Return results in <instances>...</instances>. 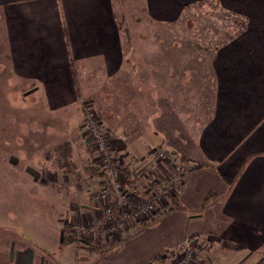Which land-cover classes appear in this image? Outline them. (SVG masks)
I'll use <instances>...</instances> for the list:
<instances>
[{
  "label": "crops",
  "instance_id": "crops-1",
  "mask_svg": "<svg viewBox=\"0 0 264 264\" xmlns=\"http://www.w3.org/2000/svg\"><path fill=\"white\" fill-rule=\"evenodd\" d=\"M16 1L0 0L13 65H25L41 77L52 103L61 104L76 92L70 57L85 59L94 72L104 69L107 79L128 69L131 81L142 84L139 90L132 84L130 106L144 99L157 112L151 129L124 134L117 126L123 117L121 100L112 91L107 104L98 107L104 122L127 153L156 144L182 155L188 168L178 207L159 224L125 238L120 233L129 232L132 223L110 236L108 231L86 234L99 241L122 237L117 245L122 248L111 256L74 238L63 243L65 224L89 226L99 218L90 183L80 189L74 171L60 168L47 180L39 177V194L62 200L49 224V239L43 235L37 243L0 221V264H144L163 250L183 247L192 236L209 240L212 264H264V0H180L190 5L188 13L173 8L176 0H65L64 14L58 0L10 6ZM204 1L223 4L221 17L215 13L204 18ZM121 13L133 48L118 43L114 22ZM62 20L67 23L65 37ZM203 20L208 23L200 28ZM177 38H186V44ZM192 43L202 46L205 55L194 56L188 49ZM186 65L195 68L190 76ZM92 171L88 180L96 181L99 176Z\"/></svg>",
  "mask_w": 264,
  "mask_h": 264
},
{
  "label": "rangeland",
  "instance_id": "rangeland-1",
  "mask_svg": "<svg viewBox=\"0 0 264 264\" xmlns=\"http://www.w3.org/2000/svg\"><path fill=\"white\" fill-rule=\"evenodd\" d=\"M19 1L10 6L24 8L29 3L25 2L27 0ZM64 1L58 0L61 14L65 11ZM174 4L173 8H178L179 12L188 13L191 9L190 5L182 4L180 0H176ZM201 7L200 13L208 19L215 13L221 17L225 11L221 3L214 6L204 1ZM122 15L123 13L120 20L114 22L118 43L129 44L133 48L128 25ZM207 23L208 21L203 20L200 28H205ZM65 25L66 21L62 20V37H65ZM7 34V15L0 6V221H6L7 227L29 236L37 243H40L43 235L45 239H49L48 231L53 230L49 224L52 216H55L56 207H62V200L40 195L37 189V184H41L39 177L47 180L59 168L74 171V179L80 184V189L85 190L88 183L95 189L93 201L98 204L100 215L95 224L89 226L65 224L68 231L66 237L83 244L81 238L90 240L95 246L99 245L98 249L92 250L96 253H104L106 256L117 254L122 248L117 245L123 238L144 228L141 221L155 217L157 211L178 207V195L188 168L185 159L177 152L167 151L156 144H151V148L144 152L131 150L127 153L118 144L113 128L104 122L98 107L103 102L107 104L108 91H112V97L116 95L121 100L119 110L123 117H120L117 126L124 134L133 131L137 135L142 133L143 128L147 132L151 129L157 112L149 109L144 99L134 101V105L130 106L133 102L132 95L135 94L132 84H135L136 90L142 89L141 83L131 81L128 75L130 70L123 69L122 73L107 79L108 74L104 69L94 72L95 68L85 59L70 57L69 67L76 81V92L71 99L54 104L50 100L48 86L41 77L31 73V69L25 68V65H13ZM239 37L240 35L236 36L235 43L239 41ZM177 39H182V44H186V38ZM160 40L163 41V38ZM223 47L226 45L220 48ZM188 49L193 51L194 56L205 55L202 46L199 47L198 44L192 43ZM172 52L175 60L177 53ZM210 55V51L206 53V56ZM170 59L168 55L167 61ZM126 64L132 67L128 59ZM135 66L137 62L133 65L134 68ZM186 66L188 76L192 75L195 68ZM164 70L165 68L162 69L163 72ZM117 83L118 90L115 86ZM133 106H136L135 110ZM93 125L96 127L95 131L91 129ZM99 142L105 143V150L111 159L107 166L100 159V151L97 150ZM91 169L99 176L96 181L88 180L87 173ZM111 171L116 172L115 183L119 196L110 182L114 179L110 176ZM10 178L16 179L13 180L16 183H7ZM116 199L120 202L116 203ZM108 208L111 211H107ZM162 221L160 219L149 226ZM124 223H132L133 228L129 232L123 231L121 228H124ZM44 224L48 225L42 226ZM105 231H108L109 236L114 232H121L124 237L114 235L106 241H99L86 236L87 233L95 235ZM177 248L168 250L164 260L172 256L170 264H177L180 260L185 262L178 264H212L209 253L211 243L206 238L192 236L183 247ZM177 252L179 253L176 254ZM237 264H244V261Z\"/></svg>",
  "mask_w": 264,
  "mask_h": 264
},
{
  "label": "trees",
  "instance_id": "trees-1",
  "mask_svg": "<svg viewBox=\"0 0 264 264\" xmlns=\"http://www.w3.org/2000/svg\"><path fill=\"white\" fill-rule=\"evenodd\" d=\"M95 172L92 171V173ZM97 173V172H95ZM173 208H169L168 210H161V211H157L155 212L154 215H156L155 217H151L149 220H143L141 221V224L144 225L142 227H147L149 226V224H153L155 222H157L158 220H160L168 211L172 210ZM191 238V237H190ZM74 239L70 238V237H65L63 238V243H68L73 241ZM81 240L88 246L89 250H96L98 249L99 245L95 246L90 240L88 239H84L81 238ZM174 249H178L177 247H175ZM168 252V250L166 252L163 253H159L157 255H155L153 258H151L150 260H148L147 262H145L144 264H163L165 263L164 261V256L165 254Z\"/></svg>",
  "mask_w": 264,
  "mask_h": 264
},
{
  "label": "built area",
  "instance_id": "built-area-1",
  "mask_svg": "<svg viewBox=\"0 0 264 264\" xmlns=\"http://www.w3.org/2000/svg\"><path fill=\"white\" fill-rule=\"evenodd\" d=\"M89 123H91V122H89ZM95 126L93 125L92 127H91V129H93V131H95ZM98 145H97V150H99L100 151V159H102V160H104V162H106L105 164V166H107V165H109V163H110V160L111 159H109V157H108V153L106 152V150H105V143H102V142H99V143H97ZM111 174H110V176L111 177H113L114 179H111V183L113 184V188L115 189V192L117 193V196H119V193L117 192V190L119 191V189L118 188H116V186H117V184L115 183L116 182V172H110ZM106 191V190H105ZM122 197V196H121ZM120 201L119 200H117L116 199V203H119ZM107 211H111L109 208L107 209ZM179 252H177L176 254H178ZM175 254V255H176ZM185 259V258H184ZM181 261V260H180ZM177 262V264L178 263H182V262H185V260H182V262Z\"/></svg>",
  "mask_w": 264,
  "mask_h": 264
},
{
  "label": "water",
  "instance_id": "water-1",
  "mask_svg": "<svg viewBox=\"0 0 264 264\" xmlns=\"http://www.w3.org/2000/svg\"><path fill=\"white\" fill-rule=\"evenodd\" d=\"M32 90H34V89H32ZM25 93H27V92H25Z\"/></svg>",
  "mask_w": 264,
  "mask_h": 264
}]
</instances>
